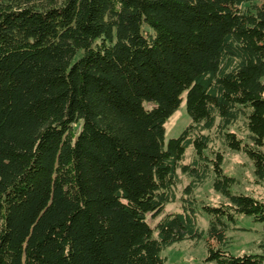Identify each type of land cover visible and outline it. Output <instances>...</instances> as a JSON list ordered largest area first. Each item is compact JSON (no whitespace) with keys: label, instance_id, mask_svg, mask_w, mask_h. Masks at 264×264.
<instances>
[{"label":"trees","instance_id":"16d2710c","mask_svg":"<svg viewBox=\"0 0 264 264\" xmlns=\"http://www.w3.org/2000/svg\"><path fill=\"white\" fill-rule=\"evenodd\" d=\"M255 2L0 0V264H165L163 250L201 239L205 261L264 263L227 251L236 216L264 228V198L231 194L210 135L243 152L264 187ZM183 101L190 123L165 142ZM240 119L247 142L228 130ZM179 173L181 211L151 226ZM212 173L228 203L199 207L193 191Z\"/></svg>","mask_w":264,"mask_h":264},{"label":"rangeland","instance_id":"374dc122","mask_svg":"<svg viewBox=\"0 0 264 264\" xmlns=\"http://www.w3.org/2000/svg\"><path fill=\"white\" fill-rule=\"evenodd\" d=\"M263 0H256V4L262 3ZM264 81V78L262 79ZM150 107V105H147ZM190 123V118L185 111V102L183 101L179 109L168 119L165 124V142L169 139L177 138L185 127ZM229 131L234 132L237 137L247 142V132L245 130L243 119L238 120ZM213 138L211 147L219 151L223 156L221 164L224 175L235 180V184L231 187V194H244L254 198H264V187L256 182L253 164L250 159L239 151L229 150L223 143L215 137L214 131L210 132ZM193 158L191 148L187 149L184 157V164L190 163ZM180 184L175 188V201L165 206L163 213L155 218H149L151 226L156 221L169 212L181 211L183 202V191L190 183V180L179 173ZM214 174H210L204 182L197 184L193 191V198L201 204L208 206H217L220 203H228V198L216 192L213 188ZM197 225L204 232L206 237V229L208 219L201 214L197 208ZM235 223L231 224L227 230V238L229 240L227 251L233 256L241 255H260L264 257V228L260 223H256L248 216H236ZM161 257L165 259V264H214L205 261L206 250L204 239L199 241H183L176 243L162 251ZM264 264V263H263Z\"/></svg>","mask_w":264,"mask_h":264}]
</instances>
